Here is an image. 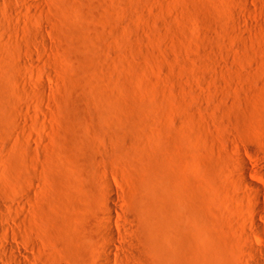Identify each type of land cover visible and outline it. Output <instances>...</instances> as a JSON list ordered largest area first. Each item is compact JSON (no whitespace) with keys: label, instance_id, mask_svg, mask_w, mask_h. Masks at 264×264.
<instances>
[{"label":"rangeland","instance_id":"1","mask_svg":"<svg viewBox=\"0 0 264 264\" xmlns=\"http://www.w3.org/2000/svg\"><path fill=\"white\" fill-rule=\"evenodd\" d=\"M246 178L264 190V0H0L1 256L254 264Z\"/></svg>","mask_w":264,"mask_h":264},{"label":"bare ground","instance_id":"2","mask_svg":"<svg viewBox=\"0 0 264 264\" xmlns=\"http://www.w3.org/2000/svg\"><path fill=\"white\" fill-rule=\"evenodd\" d=\"M196 169L198 170V172L200 173V175H205V173H204V170L202 169V168H200V167H196ZM245 184H246V186H247V188H249L250 190H251V192H253V193H256V192H258V191H262L263 189H261V187L262 186H260L259 184H257V183H255V182H253V181H251V180H249V179H245ZM264 188V187H263ZM248 189V190H249ZM261 189V190H260ZM263 192H264V190H263ZM262 193V192H261ZM261 193H260V196L259 195H254L253 196V198L255 199L256 198V200L259 198L262 202H263V200H264V193L261 195ZM258 197V198H257ZM115 200H116V198L113 196V197H111L110 198V200H109V202L112 204V203H114L115 202ZM109 203V204H110ZM258 208H260L261 209V207H257L253 212H252V215L250 216V220H251V224H252V228H253V232H254V236H255V234H256V236H257V240L261 243V244H263L264 245V233H263V231H264V224H262V220L264 219V210H260V209H258ZM114 211V210H113ZM111 213V212H110ZM113 214V212L111 213V215ZM114 216V215H113ZM111 217V216H110ZM113 219H114V217H113ZM111 229V228H110ZM6 232H8V231H6ZM253 232H252V234H253ZM2 233H4V232H2ZM12 233V232H11ZM13 234V233H12ZM249 234V233H248ZM251 234V235H252ZM7 236V235H6ZM255 236V237H256ZM8 237V236H7ZM108 237H109V239L111 240V242H112V246H113V248L114 249H116L117 250V248L119 249V247L117 246L118 244L116 243V239H117V235H116V232H114L113 230H110L109 232H108ZM127 242V241H126ZM3 244V243H2ZM6 244V243H5ZM126 244V243H125ZM1 246V245H0ZM4 246H6V245H4ZM247 247H249V246H247ZM4 248V247H3ZM121 249V248H120ZM1 251V250H0ZM4 254L1 256V254H0V256L2 257V259L5 261V262H8V264H27L25 261L23 262V259L21 260V258L19 257V256H21V254L20 255H17L16 253H15V250L12 248V247H10V246H6L5 247V249H4ZM1 253H3V250L1 251ZM251 256L253 257V259H254V261H255V263L254 264H261L262 262H263V260H264V251H261V250H258V249H253V250H251ZM3 261V262H4Z\"/></svg>","mask_w":264,"mask_h":264}]
</instances>
